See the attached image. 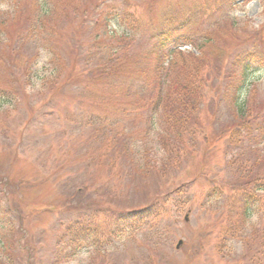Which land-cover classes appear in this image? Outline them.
Masks as SVG:
<instances>
[{
  "label": "rangeland",
  "instance_id": "obj_1",
  "mask_svg": "<svg viewBox=\"0 0 264 264\" xmlns=\"http://www.w3.org/2000/svg\"><path fill=\"white\" fill-rule=\"evenodd\" d=\"M43 9L49 15L38 18ZM37 19L46 20L31 37L41 57L37 42L25 44L26 38L12 56L7 42L0 45V90H13L16 99L0 110V227L13 224L29 249L0 253V264H250L254 244L250 249L245 237L226 232L235 162L254 156L247 144L237 149L228 133L218 140L214 134L234 120L223 93L228 66L240 53L264 51V0H0V29L11 44ZM163 31H170L174 50L200 55L197 45L203 47L212 89L196 135L187 137L191 152L186 148L177 165L157 172L137 165L124 143L117 152L107 147L86 124L96 117L117 121L114 129L136 139L138 154L161 162L166 155L156 136H146L148 112L133 89L127 95L138 76L104 82L88 67L104 62V50L119 47L124 33L129 66L152 64L145 54ZM32 52L36 64L27 61ZM250 82V101L264 104V70ZM109 150L114 154L98 158ZM78 189L64 210L68 191ZM133 211L140 220L121 225L120 217ZM262 218L253 214L248 232ZM73 224L82 234L71 244L61 236Z\"/></svg>",
  "mask_w": 264,
  "mask_h": 264
},
{
  "label": "trees",
  "instance_id": "obj_2",
  "mask_svg": "<svg viewBox=\"0 0 264 264\" xmlns=\"http://www.w3.org/2000/svg\"><path fill=\"white\" fill-rule=\"evenodd\" d=\"M48 15L49 11L43 9L38 18ZM45 21L44 19H37L38 24H35L36 22L30 23L27 35H17L12 44L8 42L9 39L6 37L5 32L0 29V45L7 42L10 48V56L13 53H19L20 49L16 44L25 38L26 40L23 41L25 44L37 42L38 39L34 42L31 37H36V34H38L36 25L45 27ZM40 32L44 33V31ZM170 36V31H163L158 36L153 37L154 43L150 51L145 54L148 59L153 61L152 64L129 66L128 35L124 33L119 47L110 46L104 50L101 55L104 56V62L95 67H88L89 70L96 71L98 79L104 82L127 72L129 74L136 73L138 76V79L133 81L130 87H126L127 95L133 89L135 92L133 95L140 102V109L148 112L149 130L146 136L151 139L156 136L153 143H158L163 149L164 155H166L161 162L151 157L147 152L142 155L138 154L134 149L136 145L132 144L136 139L125 130L117 131L114 129L117 121L110 120L108 123L103 124L102 119L96 117L90 118L89 123L86 124H90L95 129L98 137L107 147L117 152L118 146L124 143L125 153L130 154L137 165L146 164L147 168L157 172L166 171L167 167L177 165L180 158L186 154V148L191 152L192 147H194L193 142L189 145L187 137L196 135V128L200 125L201 120L202 104L207 97V89L211 88L212 84L204 71L206 61L203 57V47L197 45L201 49L200 55L174 50V45L169 43ZM40 40L44 42L43 39ZM34 45L39 58L41 57L39 43L37 42ZM108 49L110 51L105 54ZM36 52L29 54L27 61L36 64ZM260 54L263 57L259 56ZM50 55L54 59L59 56V53L56 51L50 53ZM177 59L179 60L176 61ZM263 59L264 51L244 52L240 53L236 61L228 66L225 72L227 81H225L223 93L225 98H229L230 109L234 112V120L230 125L231 127L225 129L228 125H224L221 132L214 134L215 139L218 140L221 134L228 133V139L235 142L237 149L247 144L248 151L254 156L251 162L246 159L240 161V163L234 161L238 165L237 180L230 188L234 195L228 208V221L230 223L226 232L232 236L237 235L239 239L245 237L243 242L250 249L254 244V253L249 258L250 264H264V108H262L264 104L255 105L250 101L247 94L251 85L250 77L252 74L264 70V66H256ZM0 61H4V58L1 57ZM178 62H181V64L177 65ZM13 76L15 77L17 74L14 72ZM14 97L13 90L1 89L0 110L5 104L15 102ZM205 139L208 142L211 141L209 136ZM111 153L114 154L111 150L101 153L98 158H106ZM219 185L222 187L220 182ZM79 190L73 195L70 190L68 191L69 194L62 206L64 210L70 209L71 199L79 193ZM140 214V211H133L121 216L118 221L121 225L128 221H139ZM253 214H262L263 218L251 228V231H249L251 233H249L248 221L251 220ZM81 231L78 224L68 225L61 237L74 244L73 242L80 240ZM19 234L13 224L0 227V253L2 255L9 253L11 257L16 252L15 250L20 251L21 248L29 251L27 245H23L19 241ZM224 239L225 246L227 237ZM71 252L72 254L76 253L73 250ZM70 255L69 249L67 256L70 257ZM0 261L3 260L0 259ZM9 263L12 264V261H9Z\"/></svg>",
  "mask_w": 264,
  "mask_h": 264
},
{
  "label": "water",
  "instance_id": "obj_3",
  "mask_svg": "<svg viewBox=\"0 0 264 264\" xmlns=\"http://www.w3.org/2000/svg\"><path fill=\"white\" fill-rule=\"evenodd\" d=\"M181 244H182V241H180V242H179V245H178V247H179Z\"/></svg>",
  "mask_w": 264,
  "mask_h": 264
}]
</instances>
